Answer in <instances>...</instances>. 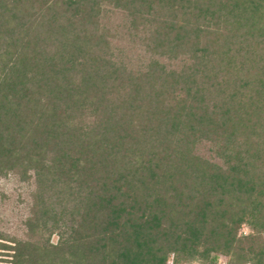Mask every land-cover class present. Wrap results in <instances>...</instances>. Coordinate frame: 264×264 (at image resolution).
Listing matches in <instances>:
<instances>
[{
  "label": "trees",
  "instance_id": "1",
  "mask_svg": "<svg viewBox=\"0 0 264 264\" xmlns=\"http://www.w3.org/2000/svg\"><path fill=\"white\" fill-rule=\"evenodd\" d=\"M10 173V264H264V0H0Z\"/></svg>",
  "mask_w": 264,
  "mask_h": 264
},
{
  "label": "rangeland",
  "instance_id": "2",
  "mask_svg": "<svg viewBox=\"0 0 264 264\" xmlns=\"http://www.w3.org/2000/svg\"><path fill=\"white\" fill-rule=\"evenodd\" d=\"M170 58H164L163 63L172 64ZM195 152L203 157L209 156V144L200 140L195 146ZM34 189V180H22L19 176L10 173L0 178V233L5 239H0V264H10L11 251L2 247V243L12 244L10 240L25 236V220L29 215V204L31 193ZM240 232H248V227L244 225ZM58 236L52 237L57 241ZM174 258L171 257L168 264H173ZM182 264H190L183 262ZM191 264H200L192 262ZM223 264V261H221Z\"/></svg>",
  "mask_w": 264,
  "mask_h": 264
},
{
  "label": "built area",
  "instance_id": "3",
  "mask_svg": "<svg viewBox=\"0 0 264 264\" xmlns=\"http://www.w3.org/2000/svg\"><path fill=\"white\" fill-rule=\"evenodd\" d=\"M173 264H182V263H173Z\"/></svg>",
  "mask_w": 264,
  "mask_h": 264
}]
</instances>
